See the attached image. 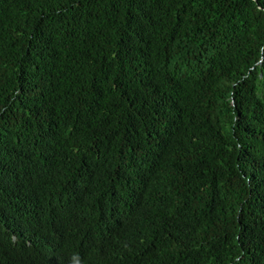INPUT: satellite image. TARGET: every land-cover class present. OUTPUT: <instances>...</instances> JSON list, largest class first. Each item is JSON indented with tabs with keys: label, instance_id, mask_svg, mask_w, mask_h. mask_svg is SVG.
I'll list each match as a JSON object with an SVG mask.
<instances>
[{
	"label": "trees",
	"instance_id": "trees-1",
	"mask_svg": "<svg viewBox=\"0 0 264 264\" xmlns=\"http://www.w3.org/2000/svg\"><path fill=\"white\" fill-rule=\"evenodd\" d=\"M0 264H264V0H0Z\"/></svg>",
	"mask_w": 264,
	"mask_h": 264
}]
</instances>
